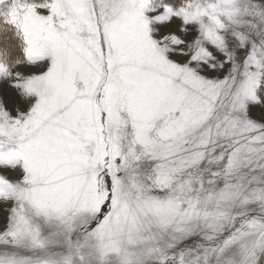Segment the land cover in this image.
Here are the masks:
<instances>
[{"label":"snow or ice","instance_id":"obj_1","mask_svg":"<svg viewBox=\"0 0 264 264\" xmlns=\"http://www.w3.org/2000/svg\"><path fill=\"white\" fill-rule=\"evenodd\" d=\"M0 264H264V0H0Z\"/></svg>","mask_w":264,"mask_h":264}]
</instances>
